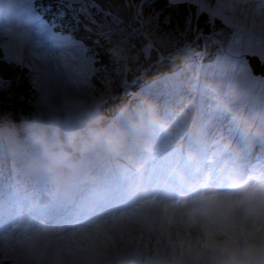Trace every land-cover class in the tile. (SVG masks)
<instances>
[{
  "label": "rangeland",
  "instance_id": "obj_1",
  "mask_svg": "<svg viewBox=\"0 0 264 264\" xmlns=\"http://www.w3.org/2000/svg\"><path fill=\"white\" fill-rule=\"evenodd\" d=\"M2 1L11 5L10 9H3L0 0V48L4 54L0 61L5 62L4 68L17 69V76L38 95L17 87L18 81L2 79L0 73V96L18 89L29 96L18 101L32 107L35 114L56 116L52 123L55 127H69L67 121L71 117L73 126L69 128L79 129L85 117L109 104L106 101L113 83L120 82L125 95L116 99L127 103L134 119L121 114L119 119L109 120H116V126L123 128L122 134H112L118 130L110 125L109 133L94 142L91 153L101 161L79 166L81 181L95 174L84 191L81 186L59 191L58 185L69 173L63 160L53 163L59 155L54 153L56 133L51 128L33 127L26 120L24 126L13 128L8 136L0 131V144L6 141L0 145V264H209L197 255L203 240L201 233L188 224L183 214L191 195L206 190L230 191L231 180L236 176L264 179V78L253 73L248 60L258 59L264 64V3H192L197 10L205 9L201 13H212L225 24L227 29L217 34L216 41L223 49L209 56H197L193 53L194 44L172 34L159 45L171 48L174 46L169 42H178L176 60H182V67L175 78L157 77L159 82L129 102V89H139L145 75H135L127 86L119 71L115 75L101 73L98 60L73 38L57 39L44 33L48 41H43V30L37 29V16L29 0ZM169 2L175 8L186 3ZM141 8L137 9L138 15L145 7ZM99 14L95 8V15ZM102 20L105 23L108 19ZM156 24V19H151L142 26L156 31ZM109 28L112 40L123 37L120 24L113 22ZM149 35L150 38L155 34L150 31ZM119 44L125 42L121 40L115 46ZM212 44L218 47L215 42ZM133 47L139 51L143 48L135 43ZM138 60L135 65L143 75L144 67L138 66ZM188 73L193 79L186 76ZM97 87L103 94L89 98ZM141 99H147L154 108L146 125L133 136L136 128L129 126L138 123L135 113L149 114L146 101L136 102ZM243 105L245 111H241ZM53 106L64 109L61 119L59 114L53 116ZM83 106L85 111L81 113ZM224 109L228 114L219 116ZM23 111L27 117L29 113ZM128 137L135 141L137 138L135 146L127 141ZM150 143L164 154L172 155L181 149L185 157L192 150V156L187 162L181 160L180 165H173L167 173L151 161L160 157L159 153L149 157ZM128 149L141 161L132 173L128 169L133 164V153L130 158L126 154L121 158ZM111 150L113 155L107 156ZM240 167L244 168L241 175ZM6 186L12 189L11 195L5 191ZM239 230L246 231V223L242 221Z\"/></svg>",
  "mask_w": 264,
  "mask_h": 264
},
{
  "label": "trees",
  "instance_id": "obj_2",
  "mask_svg": "<svg viewBox=\"0 0 264 264\" xmlns=\"http://www.w3.org/2000/svg\"><path fill=\"white\" fill-rule=\"evenodd\" d=\"M1 2L3 9H10V2H3L2 0ZM29 3H31L33 8V13L37 16V29L43 30L41 35L43 36L44 42L48 41V39H45L44 33H51L56 36L57 39L65 36L73 38L75 42L83 45L86 50H89L90 53L94 55L95 59L98 60V64L96 65L102 70L101 73H110V75L122 73V81L123 83L126 82L127 86H129L128 82L131 84L133 83L136 78L135 75L139 78H143L145 75L143 85H141L139 89L135 90V92L129 89V92L132 93L129 98H127L129 102L131 100L133 101L135 98L138 99L142 97L144 89L151 88L159 82L157 77L169 75V79L175 78L174 75L178 73V68L182 67V60H179V58L176 60L178 52L175 53V47H177L178 42L176 44L172 41L169 42V45L174 46L171 48L163 47L159 44H164L171 36L176 35L175 37L194 44L192 48L195 55H200L201 57L209 56L213 51L216 52L220 48L223 49L222 46L216 42L218 41L217 34L227 29L224 27L225 24L223 22L213 17L214 15L212 13H198L197 8L195 5H192V3H182L178 8H175L176 5H172L169 0H29ZM49 4L54 6L49 9L47 7ZM141 6L145 8L143 9V13L140 12L138 15L137 9H142ZM95 8L99 9V17L95 15ZM60 13H63V15H60ZM102 18H107L108 22L105 21V23H109L110 26L113 22L120 24V31H122L121 36L123 37H114L112 40L113 32L111 33L110 26L108 27ZM151 19H156L157 21L155 26V30L157 29L156 31L142 26L143 22L146 23ZM45 24L49 25L48 30H45ZM150 31L155 35L149 38ZM39 38L41 39L42 37L39 36ZM158 38H160L161 41H159ZM121 40L125 42V44L116 45L119 46V48L116 49L115 44H117V42L119 43ZM214 42L219 48L212 44ZM134 43L139 45L140 48L142 46V50L139 51L135 49L133 47ZM180 45H182V43H180ZM227 51L228 50H226V52ZM3 55V51L0 48V60H3ZM137 59H139L138 66L141 68L144 67L145 73L143 75L140 74L139 69L135 65ZM4 64V61H0L2 79L11 82L18 81L17 87L26 90L30 95H38L21 77L17 76L20 75L17 74V69L12 67L4 68ZM158 70L159 72L156 74ZM117 71H119V73ZM133 72H135V74H133ZM113 84L111 94L106 101V103L109 104L95 110L90 116L85 117L86 120L78 127L79 129H70L66 126L55 127L52 125V123L55 122L53 121L56 117L54 115L59 114L58 116L61 119L62 114L60 113H63L64 109L60 110V106L54 107V102V118L45 114H35L32 107L21 104V102L18 101L19 98H28L29 96L13 88L8 94L0 96L1 135L8 136L12 134L13 128L24 126L26 120L30 124H33V127L34 125H40L51 128L52 131L56 133V140L53 145L54 153L63 157L64 167L69 173L65 175L64 181L60 182L58 185L59 191L64 188L67 190L69 186H81L84 191L85 188H88L87 183L90 182L88 180L95 177V174H90L87 180L81 181L79 166L93 165L101 161V158L97 154L91 153L94 148V142L102 140L106 133H109L110 125L111 129L118 130L116 134L115 132L112 134L117 137L118 133L119 135L122 134L123 128L121 126H116V120H109L112 118L115 119L116 117V119H119L121 114H123V117L127 115L128 120L134 119L131 111L127 108V103H122L124 101L121 102L116 99L119 96L124 97L125 95V92L122 91L120 82ZM170 86L174 88V84L171 83ZM101 94H103L102 89L97 87L89 98L96 99L99 98ZM34 100L35 97H32L31 101ZM146 100L141 99L140 102L138 100L136 102L141 104V102ZM166 105L165 103L160 108L164 109ZM247 106L250 107V105ZM22 109L29 113L27 117L25 116L26 112ZM246 109L247 108L243 105L241 111H245ZM80 110V112L83 113L85 111L84 106L81 107ZM151 113L142 115L137 112L135 113L138 116L136 120L138 123H133L129 126H135L136 128L132 130L133 136L139 131V128L146 125L145 123L148 121V116L151 115ZM69 114L73 115L72 112ZM161 116L163 115L161 114ZM124 134H127V130H124ZM127 141L134 145V143L137 142V138L135 141L131 137H128ZM4 144H6L5 140L0 145ZM26 144L28 145V142ZM29 147L31 148L30 145ZM191 152L192 150H189L187 153ZM132 153L133 150L128 149L122 154L121 158L125 154L126 157L129 155L130 158V154ZM157 153H159L160 159L151 161H155L154 166L162 168L167 173H170L173 165L176 163L180 165L181 160L187 162L189 158V156L185 157V155H182L183 153L181 152H176L169 155L170 157L167 158L168 154L162 153L159 147H155L153 143H150L148 147L149 157ZM109 154L113 155L112 150L107 153V156ZM138 159H140V157ZM138 159L137 155L133 153V164L128 169L131 173L134 171L133 169L135 166L140 165L141 161H138ZM80 161H83L85 164H82ZM120 162H122V160H120L119 163ZM5 166L11 171L10 165L7 166L6 164ZM191 169H188V171ZM84 186L86 187L84 188ZM76 190H74V192H76ZM2 264L12 263L4 262ZM13 264L15 263L13 262Z\"/></svg>",
  "mask_w": 264,
  "mask_h": 264
},
{
  "label": "clouds",
  "instance_id": "obj_3",
  "mask_svg": "<svg viewBox=\"0 0 264 264\" xmlns=\"http://www.w3.org/2000/svg\"><path fill=\"white\" fill-rule=\"evenodd\" d=\"M147 110L153 111L150 103ZM67 124L73 126L71 117ZM62 159L54 157L53 163ZM183 214L201 233L197 255L209 264H264V179L236 176L230 191L193 192ZM242 221L247 225L243 232L239 230Z\"/></svg>",
  "mask_w": 264,
  "mask_h": 264
},
{
  "label": "bare ground",
  "instance_id": "obj_4",
  "mask_svg": "<svg viewBox=\"0 0 264 264\" xmlns=\"http://www.w3.org/2000/svg\"><path fill=\"white\" fill-rule=\"evenodd\" d=\"M196 58V57H195ZM197 59V58H196ZM189 60V59H188ZM185 68H187V69H192L191 68V66H186L185 65ZM177 76H179V75H177ZM186 76H190L192 79H193V77H192V75L190 74V73H188ZM179 78H181V76H179ZM122 103H125V102H122ZM249 105V104H248ZM248 108H250V109H254V108H252V107H248ZM225 114H228V110L227 109H224V111H223V113H218V115L219 116H222V115H225ZM240 133H241V131H240ZM196 148H198L197 146H196ZM199 149V148H198ZM177 152L179 153L180 152V150H177ZM193 152V151H192ZM192 152L191 153H187V155L191 158V156H192ZM43 153H44V151H43ZM42 153V154H43ZM170 156L168 155L167 156V158H169ZM243 170H244V168L243 167H240L239 169H238V172H239V174L241 175V173L243 172ZM242 171V172H241ZM71 174H76V173H71ZM141 175V174H140ZM205 183V182H204ZM206 185V184H205ZM87 186L88 187H90V182L89 183H87ZM207 186V185H206ZM5 189V191L7 192V193H10V195L12 194L11 192H12V189L9 187V186H7V187H5L4 188ZM157 189H160V187H158ZM48 212H49V210H48ZM49 213H51V211L49 212Z\"/></svg>",
  "mask_w": 264,
  "mask_h": 264
},
{
  "label": "water",
  "instance_id": "obj_5",
  "mask_svg": "<svg viewBox=\"0 0 264 264\" xmlns=\"http://www.w3.org/2000/svg\"><path fill=\"white\" fill-rule=\"evenodd\" d=\"M248 60L250 62V67L253 70V73H255L256 75L260 74V76L264 78V64H262L258 59L252 61L251 58H248Z\"/></svg>",
  "mask_w": 264,
  "mask_h": 264
},
{
  "label": "snow or ice",
  "instance_id": "obj_6",
  "mask_svg": "<svg viewBox=\"0 0 264 264\" xmlns=\"http://www.w3.org/2000/svg\"><path fill=\"white\" fill-rule=\"evenodd\" d=\"M172 2H175V0H172ZM183 2H186V3H196V4H203L204 3V0H183ZM261 3H264V0H261ZM54 5L52 4H49L47 5V7L49 9H51ZM202 11H205L204 8H198V13L199 12H202ZM60 15H63V13H60ZM44 28L45 30H48L49 29V25L45 24L44 25Z\"/></svg>",
  "mask_w": 264,
  "mask_h": 264
}]
</instances>
